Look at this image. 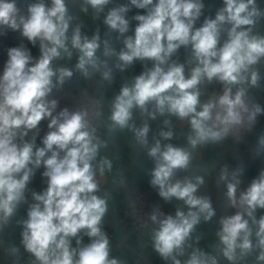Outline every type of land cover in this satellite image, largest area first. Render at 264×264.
Masks as SVG:
<instances>
[{"label": "clouds", "instance_id": "1", "mask_svg": "<svg viewBox=\"0 0 264 264\" xmlns=\"http://www.w3.org/2000/svg\"><path fill=\"white\" fill-rule=\"evenodd\" d=\"M112 3L83 0L97 18ZM131 6L145 14L132 17L137 24L133 35H126L130 30L126 14ZM204 7L203 0H129V4L109 8L103 19L111 32L123 38L119 51L108 40L103 41L102 55L114 57L116 69L123 72L137 60L152 65H145L130 84L121 86L112 101L109 131L132 130L154 162L150 184L166 202L175 199L187 208H177L174 216L155 209L149 216L156 225L152 248L172 264H219L216 256L199 249L187 260L178 258L185 254L196 226L201 220L211 221L216 212L209 197L197 195L205 183L203 176L177 178L178 172L189 169V148L162 143L173 138L171 129L161 130L150 144L149 124L145 120L137 128L131 123L133 110L151 119L168 114L187 120L191 149L223 141L245 124L253 126L264 112L259 104L248 101L245 87H256L261 79L253 66L264 58V36L253 34V28L264 18V10L256 0H223L214 18L206 17L195 27ZM73 19L67 0H34L26 11L18 6V0H0V29L20 31L34 46L38 44L40 51L34 58L22 45L9 48L0 74V229L10 222L18 206L27 202V185L43 166L47 187L32 192L27 218L18 221L22 225L20 243L34 257V264H122L110 258L109 237L102 228L107 195H97V170L103 176L112 169L109 159L97 161L99 150L107 144L98 136L89 111L63 108L57 112L58 101L50 98L53 90L74 74L53 62L65 56L70 59L73 49L79 54L75 69L83 76L100 72L104 81L113 79L108 59L97 55L99 32L89 38L76 25L69 35ZM182 47L190 49L186 63L173 59ZM213 82L222 85L220 94L202 102L201 86ZM42 120L49 121V131L42 137L43 146L38 147ZM169 123L164 120L165 126ZM258 146L264 150V136ZM228 170L226 165L221 168L219 180L226 185L228 205L236 211L219 219V251L230 264H236L259 249L256 259L264 261V215L256 217V210L264 209V170L239 195L242 169L232 171L231 178ZM84 236L89 238L87 244ZM18 254L19 249L13 246L10 255Z\"/></svg>", "mask_w": 264, "mask_h": 264}, {"label": "crops", "instance_id": "2", "mask_svg": "<svg viewBox=\"0 0 264 264\" xmlns=\"http://www.w3.org/2000/svg\"><path fill=\"white\" fill-rule=\"evenodd\" d=\"M34 0H18V6L26 11L28 3ZM257 5L264 10V0H256ZM205 5L202 15L196 22L195 27H200L206 17L214 18L216 11L223 7V0H203ZM129 4V0H113L112 4L106 6L103 13L97 14L90 6L83 4V0H67V6L74 19L69 28L71 35L72 28L76 25L81 26L83 35L89 38L97 31L100 35L101 48L97 55L101 60L108 59L109 67L113 68V79L111 82L104 81L100 72L91 74L89 77L83 76L75 69L78 60V52L73 49L72 57L54 61L55 67H67L72 69L74 74L59 89H54L50 98L55 97L62 89L71 90H88L91 96H98L102 101L101 121L98 126L97 134L101 140L105 141L107 146L99 150L97 161L101 158H107L112 163L111 171H105L101 176L97 170V182L99 191L97 195L103 197L107 195L108 211L102 220V228L107 233L110 241V258H117L122 264H172L171 260H163L159 254L152 248V231L151 229H136L131 218L127 215L126 210L130 200L138 193L144 192L149 198L160 204L164 214L175 215L177 208L187 211L182 201L173 199L166 202L159 196L158 188L150 184L151 177L149 173L154 167V162L148 156L147 150L141 146L132 130L115 129L109 131L111 121V105L115 96L119 93L123 84H130L134 76L141 73L145 65L151 67V62L135 61L131 66L123 72L114 67L115 58H105L103 53V41L108 40L111 46L119 51L123 47L122 39L118 38V34L111 32L104 24L103 19L109 8ZM82 7H87V12L81 11ZM137 14H145V10L137 9L131 6L130 11L126 14V18L130 20V30L126 35H133L137 21L133 20ZM253 34L264 36V18H261L253 28ZM223 40V36H222ZM24 46L27 48L34 58L40 55L39 45H33L27 38L23 37L20 31L11 29H0V74H2L4 65L8 59V49L12 47ZM190 58V49L181 48L173 57L180 63H186ZM187 67V64H186ZM258 71L261 79L258 86L249 87L250 103H257L264 108V58L253 66ZM187 73V69H186ZM219 85L218 82L212 84H204L201 86V101L204 102L205 94L208 88ZM147 121L150 127L148 133L149 143H153V137L159 138L161 130L167 131L171 129L174 133L170 141H162V143H172L175 146L186 147L192 153V159L187 171L177 173V178L184 176L195 177L203 176L205 183L198 190L197 195L207 196L211 199L216 215L209 222L201 220L192 232L190 239L187 241L185 254L178 257L181 261L187 260L194 250H201L207 254L216 256L219 264H230L219 251V240L216 235L219 230V219L226 215H231L234 210L230 207L225 196L226 185L219 180L221 168L228 167L229 178L232 171L242 169V175L239 177V192L246 190L251 181L258 177L260 172L264 170V150H259V139L264 136V112L256 118L255 124L245 138L237 139L228 137L217 143H208L198 145L195 149H191L187 143V137L191 133V128L187 120L181 121L175 116L165 114V116L157 115L156 119L142 116L138 110H133V123L137 128ZM164 120L170 121L169 125H164ZM49 131L48 121L42 120L39 125V133L36 137L38 147L43 146L42 137ZM32 133H29L31 137ZM43 166L35 171V175L27 185L25 197L27 202L21 203L15 215L10 222L0 229V264H34V257L28 254L21 245L22 225L18 221L27 218L29 204L32 203V192H41L46 187V178L42 176ZM264 215V209L256 210L257 219ZM255 231V228H254ZM253 242L255 235L253 234ZM89 238L83 237V243L87 244ZM19 249L16 257L10 255L12 247ZM72 246L75 247V239L72 240ZM259 255V249L244 259L236 261V264H264V261H258L256 257Z\"/></svg>", "mask_w": 264, "mask_h": 264}, {"label": "built area", "instance_id": "3", "mask_svg": "<svg viewBox=\"0 0 264 264\" xmlns=\"http://www.w3.org/2000/svg\"><path fill=\"white\" fill-rule=\"evenodd\" d=\"M245 87L248 89L247 99L250 102V90L248 86ZM221 89V84L208 88L205 94L204 102H206L214 94H220ZM53 99L58 101V108L56 110L57 112L63 108H68L70 111L79 109L89 111L91 123L97 128L98 131V126L101 121L100 110L102 108V101L98 96H91L86 89L76 91L65 88L60 90L58 94L53 97ZM94 113H99V115H94ZM251 128L252 126L249 127L247 124H245L238 130H234V132L228 137L237 139L245 138L250 132ZM155 209L157 212H163L160 204L149 198L144 192H140L130 200L126 213L131 218L136 229H151L156 227V225L153 224L149 219V216ZM235 211L236 210H234L232 214H235Z\"/></svg>", "mask_w": 264, "mask_h": 264}]
</instances>
